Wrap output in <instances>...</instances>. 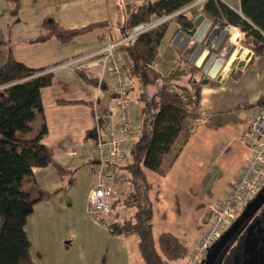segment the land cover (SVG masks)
<instances>
[{"label":"crops","instance_id":"1","mask_svg":"<svg viewBox=\"0 0 264 264\" xmlns=\"http://www.w3.org/2000/svg\"><path fill=\"white\" fill-rule=\"evenodd\" d=\"M4 1L7 0H0V10ZM8 1L14 19L36 17L44 2L33 0L29 4L31 6L23 7V0L17 4ZM63 1L64 7L59 10L60 17L55 22L75 40L54 52V64L41 65L52 72V81L41 88L40 95L47 128L42 142L53 159L69 173L61 177L51 166L33 168L38 185L51 191L53 197L36 203L27 219L25 231L30 240L31 255L36 264H145L138 250L137 236H111L107 230L108 216L93 213L87 203L88 192L95 181L96 160L93 156L95 139L86 137V132L96 127L98 118L113 106V97L111 91L87 84L75 70L85 72L88 69L91 74H85L99 78L107 85L105 79L112 83L109 63L99 60L97 65L90 67L67 64L73 58L96 53L108 42L122 38V34L127 32L124 28V6L133 0ZM222 1L240 12V0ZM31 7L33 9H29ZM120 9L123 18L115 28L109 18ZM199 15L208 19L203 14ZM173 19L169 20L154 60L163 74L177 65L181 57L188 56L189 62L196 65L190 59L200 55L196 53L192 57L195 44L186 56L182 55L184 50L173 43V37L180 29ZM93 21H106V25L90 32L72 30ZM122 54L124 58H119L125 66L126 56ZM5 58V54L0 55V64ZM59 59L62 60L58 62ZM206 60L207 57L202 64ZM229 61L213 78L217 84H208L211 79L203 84L198 105L201 121L187 140L183 142L178 138L175 151L169 153L162 163L164 173L144 169L148 198L152 204L155 241L161 233L170 232L187 250L195 248L207 230V211L224 196L249 156L250 139L244 133L256 107H243L242 104H251L264 96V54L251 63H245L238 78H228L235 65L239 66L234 56L230 65ZM24 63L30 67H41ZM202 64L199 66L201 71ZM131 85L130 112L138 129L146 116L143 107L157 84L146 86L133 79ZM80 177L85 183L81 189L77 188ZM86 184L89 186L83 193ZM78 191L81 195L77 194ZM186 261L187 258L176 264H185Z\"/></svg>","mask_w":264,"mask_h":264},{"label":"trees","instance_id":"2","mask_svg":"<svg viewBox=\"0 0 264 264\" xmlns=\"http://www.w3.org/2000/svg\"><path fill=\"white\" fill-rule=\"evenodd\" d=\"M11 1L17 4L19 0ZM194 1L127 2L124 28L128 32L138 23L173 13ZM187 13L173 19L178 28H192L194 19L203 14L212 27L219 25L225 29L234 25L245 32L244 45L253 52L248 63L264 54V0H240V12L222 0H206L199 6L190 7ZM169 22L145 31L119 47L126 56L125 69L130 80L157 86L143 107L146 116L138 126L126 163L120 167L125 176L119 190L110 198L107 230L114 237L136 235L145 264H176L189 254L170 232L161 233L155 241L152 204L144 174V169L164 173L162 163L175 151L178 138L183 142L187 140L201 121L198 112L204 76L201 68L189 62L188 56L181 57L166 74L154 63ZM105 25L106 21H93L72 30L90 32ZM46 68L30 67L13 58L0 65V264H36L25 225L36 203L51 200L53 193L38 185L33 168L51 166L61 177L69 173L53 159L42 142L47 128L40 91L52 81V72ZM75 72L87 84L107 88L99 78L89 77L82 70ZM240 74L241 66H237L228 78H238ZM217 83L215 79L208 82ZM111 95L115 97L113 93ZM242 105L264 107V96ZM100 122L101 118H98L96 127L87 130L86 137L96 138ZM205 217L207 219V215ZM214 264H264V204L234 233Z\"/></svg>","mask_w":264,"mask_h":264},{"label":"built area","instance_id":"3","mask_svg":"<svg viewBox=\"0 0 264 264\" xmlns=\"http://www.w3.org/2000/svg\"><path fill=\"white\" fill-rule=\"evenodd\" d=\"M205 1L196 0L173 13L159 16L146 23H138L130 28L122 38L108 42L98 52L78 56L67 63L90 67L97 65L99 60L105 63L107 61L112 82L110 91L115 95L113 106L100 116L101 122L96 131L93 147V156L96 160L95 181L87 195L88 206L93 212L106 214L110 211V198L121 186L125 176L120 167L126 163L137 135V128L130 112L131 80L122 60L115 57L114 50L132 41L139 34L155 29L186 12L190 7L201 5ZM225 30L227 44L229 48H232L230 57L233 55L242 67L253 54L252 50L244 45L245 32L234 25L226 26ZM189 48L190 45L184 49L183 56H186ZM223 75L224 73L221 74ZM244 136L250 139L249 156L224 196L207 211V230L200 237L195 248L189 251L185 264H203L224 230L262 190L264 184V107L255 108Z\"/></svg>","mask_w":264,"mask_h":264},{"label":"rangeland","instance_id":"4","mask_svg":"<svg viewBox=\"0 0 264 264\" xmlns=\"http://www.w3.org/2000/svg\"><path fill=\"white\" fill-rule=\"evenodd\" d=\"M62 2L64 1L44 0L39 7L36 17L32 19H14L9 1H4V7L0 10V55L3 56L5 54V60L13 58L37 66L54 64L55 62L52 60L54 52L75 40L72 36H67L55 22L60 17L59 10L61 7H64L62 6ZM32 3L33 0H23L22 6L24 7ZM29 9H33V7ZM122 18L123 14L120 9L119 12H115L110 16L109 21L112 19L115 28H118V22ZM122 35H125V32ZM114 55L115 57L121 56V58H124L119 48L114 50ZM85 72L91 74L88 69ZM105 80L107 88L103 90L110 92L111 83L108 79ZM77 184H79L77 188L85 186L84 180L81 177ZM88 186L89 184H86L83 193H86ZM80 191L77 194L81 195ZM105 215L107 216V214ZM96 219L98 221L102 220L99 219V216Z\"/></svg>","mask_w":264,"mask_h":264},{"label":"water","instance_id":"5","mask_svg":"<svg viewBox=\"0 0 264 264\" xmlns=\"http://www.w3.org/2000/svg\"><path fill=\"white\" fill-rule=\"evenodd\" d=\"M226 35L225 29H221L219 25L212 27L210 21L202 15L194 19L192 28L182 27L174 35L173 43L181 50H184L189 43H191L190 48L195 44L192 57L196 53L200 55L190 60L198 67L202 64L204 58L207 57V60L202 64V72L205 76H203L201 84H206L210 79L216 78L225 65L226 60L230 57L232 48H229L227 42H225ZM263 204L264 190L248 203L239 216L224 230L203 264H214L217 256L234 233Z\"/></svg>","mask_w":264,"mask_h":264},{"label":"bare ground","instance_id":"6","mask_svg":"<svg viewBox=\"0 0 264 264\" xmlns=\"http://www.w3.org/2000/svg\"><path fill=\"white\" fill-rule=\"evenodd\" d=\"M232 58H233V55L229 58V63H228V65H230L231 64V62H232Z\"/></svg>","mask_w":264,"mask_h":264}]
</instances>
